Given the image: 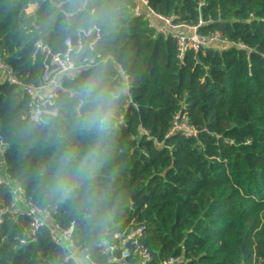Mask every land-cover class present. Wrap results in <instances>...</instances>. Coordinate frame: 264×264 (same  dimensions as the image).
Here are the masks:
<instances>
[{"label":"trees","instance_id":"16d2710c","mask_svg":"<svg viewBox=\"0 0 264 264\" xmlns=\"http://www.w3.org/2000/svg\"><path fill=\"white\" fill-rule=\"evenodd\" d=\"M103 3L114 25L98 26L99 38L80 61L106 62L110 84L122 80V69L130 88L93 192L78 189L55 205L40 195L38 184L54 169L55 157L69 144L83 149L87 139L64 114L63 143L48 129L25 132L28 98L2 81L7 171L56 222L72 227L76 244L100 264L107 263L101 240L132 220L145 225L148 264L176 255L184 258L178 264H264V0H148L176 23L201 20L200 34L218 30L243 45L186 50L182 58L175 39L132 14L134 0ZM65 7L61 0H0V57L23 82H40L43 56L32 58L37 40L58 51L66 37L76 36L80 18L69 27ZM91 71L81 70L80 78ZM71 86L65 81L60 95ZM177 113L198 130L196 138L166 136ZM10 201L0 184V205ZM64 255L46 227L31 236L25 215L8 214L0 224V264H73Z\"/></svg>","mask_w":264,"mask_h":264},{"label":"clouds","instance_id":"9594fccd","mask_svg":"<svg viewBox=\"0 0 264 264\" xmlns=\"http://www.w3.org/2000/svg\"><path fill=\"white\" fill-rule=\"evenodd\" d=\"M61 4L66 6L64 15L69 27L76 18H80V24L72 33L78 37L98 31L101 23L114 25L115 17L110 15L103 0H61ZM90 49L91 45L86 49L83 40L74 49L69 48L61 66L41 86L43 98L24 126L28 133L36 129L55 132L57 141L63 143L60 117L64 114L70 117L74 133L87 139L83 149L71 144L66 146L55 157L51 173L40 180V195L53 205L73 197L78 189L85 193L93 192L96 178L112 154L120 122L119 104L130 88L128 77L123 74L119 83L108 82L106 62L95 64L87 57L80 61L85 51ZM89 67L92 71L81 79L79 73ZM65 81L72 86L61 96Z\"/></svg>","mask_w":264,"mask_h":264},{"label":"built area","instance_id":"2783aa9c","mask_svg":"<svg viewBox=\"0 0 264 264\" xmlns=\"http://www.w3.org/2000/svg\"><path fill=\"white\" fill-rule=\"evenodd\" d=\"M132 14L134 16H142L148 21L149 27L155 29L163 35H170L175 39L178 48V57L182 58L186 50L197 52L200 48L210 45L227 46H243L236 42L228 41L222 37L221 32L216 30L209 34H200L197 27L202 23L199 20L198 24L190 25L184 22L176 23L173 21V16H166L157 12L152 8L148 0H134ZM98 31L92 32L88 36L66 37L64 40L65 49L52 51L51 48L37 40L34 44V52L32 58L36 54L43 56V73L40 82L37 84L23 82L17 75L11 65L4 58L0 57V82L8 81L17 85L28 98L27 111L25 117L30 120L31 113L36 105L42 100L40 92L41 86L49 79L54 71L61 66L66 56L69 54V48H75L80 40H83L87 46L91 45V50L96 40L99 38ZM92 34L94 36L86 42ZM121 73L124 71L121 69ZM65 88L61 89L64 92ZM60 92V93H61ZM129 95V93H128ZM130 100H128L129 102ZM181 132L187 137H197L198 130L190 125L184 115L177 113L174 116L172 125L166 136ZM7 142L0 132V184L7 187L11 195V201L8 205H0V224L3 223L6 215H25L30 221V233L34 236L40 227H46L53 243L62 247L65 250L64 260L70 261L73 264H100L96 262L89 253L85 252L73 239L72 227H62L56 222L47 209L36 204L31 197H28L22 186L11 177L7 171V163L5 151ZM145 231V225L142 222H134L132 220L129 225L125 226L121 231L116 232L112 237H105L100 242V253L107 257L105 264H148L152 261V253L149 248L142 242L141 237ZM24 242V240H21ZM183 255L169 256L155 264H178L183 261Z\"/></svg>","mask_w":264,"mask_h":264},{"label":"rangeland","instance_id":"374dc122","mask_svg":"<svg viewBox=\"0 0 264 264\" xmlns=\"http://www.w3.org/2000/svg\"><path fill=\"white\" fill-rule=\"evenodd\" d=\"M29 7H31V9L30 8H28V10H27V12H31V11H33L34 10V6L33 5H31V6H29ZM2 171V169L0 168V172Z\"/></svg>","mask_w":264,"mask_h":264},{"label":"crops","instance_id":"0c3cea01","mask_svg":"<svg viewBox=\"0 0 264 264\" xmlns=\"http://www.w3.org/2000/svg\"><path fill=\"white\" fill-rule=\"evenodd\" d=\"M31 9V7H29Z\"/></svg>","mask_w":264,"mask_h":264}]
</instances>
